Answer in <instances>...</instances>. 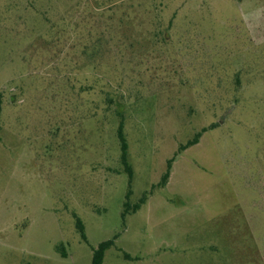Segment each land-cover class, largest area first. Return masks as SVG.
Here are the masks:
<instances>
[{"label": "rangeland", "instance_id": "obj_1", "mask_svg": "<svg viewBox=\"0 0 264 264\" xmlns=\"http://www.w3.org/2000/svg\"><path fill=\"white\" fill-rule=\"evenodd\" d=\"M108 239L102 264H264V0H0V264Z\"/></svg>", "mask_w": 264, "mask_h": 264}, {"label": "trees", "instance_id": "obj_2", "mask_svg": "<svg viewBox=\"0 0 264 264\" xmlns=\"http://www.w3.org/2000/svg\"><path fill=\"white\" fill-rule=\"evenodd\" d=\"M204 131H206V129H203L201 132L197 133L195 135V137L192 140L188 141V143L186 145L180 146V149L181 150L186 149L187 147L197 143L198 137H200V135ZM117 137H118L119 142H120V151H121L120 161H121V164L123 165L124 171L127 173L129 181H130L132 178V168H131L130 164L128 163V160H127V143H126V140H125L123 132H122V124L121 123L119 124V126L117 128ZM172 160L173 159H170L168 161L166 171L161 176V179L159 182V185H161V186H163L166 183V181L169 177ZM145 199H146L145 195H143V197L140 199V203L145 202ZM140 203L134 205L135 210H137L140 207ZM127 208H128V205H127V203H125V209L124 210H127ZM125 213H126V211L122 212V218L125 217ZM75 226H76L77 230L79 231L81 238L83 240H86L85 233H84V227H83V224L79 218H76ZM112 245H113V239H108V240H105V241L98 243L97 247L93 250L91 264H102L105 251Z\"/></svg>", "mask_w": 264, "mask_h": 264}]
</instances>
